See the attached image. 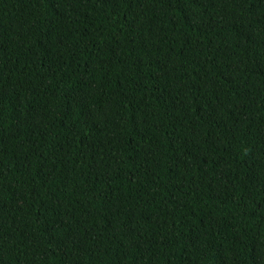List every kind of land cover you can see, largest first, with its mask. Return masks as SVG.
<instances>
[{
  "label": "trees",
  "instance_id": "16d2710c",
  "mask_svg": "<svg viewBox=\"0 0 264 264\" xmlns=\"http://www.w3.org/2000/svg\"><path fill=\"white\" fill-rule=\"evenodd\" d=\"M0 264H264V0H0Z\"/></svg>",
  "mask_w": 264,
  "mask_h": 264
}]
</instances>
